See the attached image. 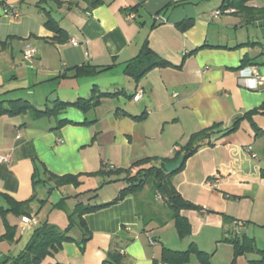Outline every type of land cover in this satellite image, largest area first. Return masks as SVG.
<instances>
[{
  "label": "crops",
  "instance_id": "obj_1",
  "mask_svg": "<svg viewBox=\"0 0 264 264\" xmlns=\"http://www.w3.org/2000/svg\"><path fill=\"white\" fill-rule=\"evenodd\" d=\"M99 1L0 0L4 105L22 99L44 108L55 99L88 98L94 89L118 92L87 112L67 106L56 116L34 117L30 110L0 115V153L10 157L0 162V236L6 223L13 227L12 237L0 238V262L9 264L44 223L65 230L77 204L112 201L125 182L78 194L101 183V176L90 174L102 166L126 169L146 158L172 162L192 134L218 124L212 144L201 139L170 177L194 205L179 210L189 224L186 235L179 236L172 208L146 184L83 214L85 229L74 224L72 239L37 264H169L161 260L163 248L189 249L184 264H202L197 250L209 264H253L262 253L234 256L231 240L251 238L264 252V83L256 84L249 70L264 75V18L250 20L231 8L214 16L223 0ZM249 4L264 7V0ZM48 15L64 32L57 41L45 24ZM241 26L246 39L236 34ZM145 40L170 65L134 76L125 66ZM28 47L36 50L31 57L24 55ZM245 56L252 63L243 65ZM84 65L104 69L74 73ZM252 109L258 112L246 117ZM66 174L80 175L81 183H57ZM9 200L24 202L27 213L2 212Z\"/></svg>",
  "mask_w": 264,
  "mask_h": 264
},
{
  "label": "trees",
  "instance_id": "obj_2",
  "mask_svg": "<svg viewBox=\"0 0 264 264\" xmlns=\"http://www.w3.org/2000/svg\"><path fill=\"white\" fill-rule=\"evenodd\" d=\"M251 0H223L219 9L221 11L225 9H234L237 12H243L249 15L250 20H255L259 18H264V7H253L249 4ZM99 0H94V4L99 3ZM179 2H175L178 4ZM48 28H50L54 33V40H59L60 37H64L63 30L59 27L57 22L48 15L45 23ZM187 21L180 22L179 26H186ZM252 63L245 56L242 59V64ZM169 62L162 59L156 53H154L151 48L148 46L147 41L145 40L139 54H137L134 58H132L129 62L126 63V72L132 74L134 76H139L148 69L154 66L165 67L169 66ZM104 68L90 67V66H81L79 68H75L74 73L77 75L80 74H93L97 71H100ZM75 74V75H76ZM59 76L65 77L67 74H60ZM74 76V75H73ZM96 94H92L88 98L78 97L73 101H63L60 99H55L52 102L51 106H46L44 108H37L32 103L22 100H7V105H4L5 100H0V115L4 113H20L25 110H30L34 117L41 116H56L62 109L67 106H74L83 112H87L88 110L98 106L100 101L104 97H113L116 96L118 92H104L98 89H94ZM258 112V109H252L245 113L246 117H250L252 114ZM140 115L138 117H142ZM239 119H237L232 127H230L227 131L222 132L221 136L235 129L236 124ZM59 124L64 123V120H60ZM218 124H214L210 128L203 129L197 133H194L190 136L187 144L184 146L185 152L184 159L191 155L197 147L201 143V139L206 138L207 143L212 144L210 139L212 133L220 132V130H215ZM180 155L177 153L174 157L175 159ZM174 159V160H175ZM183 159V160H184ZM165 160H161L160 162L152 161V158H146L142 160H138L130 165L126 169H117L112 168L110 166H102L98 171L91 173L90 175H98L102 177L101 183L94 188L86 189L84 191H79L78 194L88 193L90 191H96L102 185L114 181H123L125 182V186L121 188L117 194V196L109 202L90 205V204H77L74 211L68 214L70 222L68 227L65 230H59L57 227L50 225L48 223H44L37 228H35L29 242L23 251H21L16 257H14L9 264H37L47 255H51L56 250L59 249L60 245L72 239L69 235V229L77 224L82 229H85V222L82 218V215L95 211L101 207L110 205L114 202L121 200L127 194H135L138 190H140L144 185L149 184L151 189L158 191L163 199L170 205L172 208L171 218L175 220L176 228L180 237H183L189 232V224L188 221L183 217L179 210L182 208H190L194 207L193 204L185 201L180 194L176 191L171 183L170 177L173 173L179 171L182 167L183 161L181 164L173 171L166 172L163 168V163ZM80 175L66 174L63 176H57V183H72L75 186H78L81 183ZM24 202H16L13 200L8 201V207L3 211H12L13 213L20 215L22 213H27L23 209ZM77 218V219H76ZM13 235V227L6 223V232L0 236V238L6 237L10 238ZM233 244L234 256H238L244 253L252 252V251H260L262 256L259 259L252 260L253 264H264V252L255 247L253 240L251 238H243L242 240H231ZM187 251H176L168 248H163L161 260L162 262H167L169 264H184L185 258L187 257ZM197 255L201 260L202 264H209L207 259V254L202 251L197 250ZM6 260L0 262V264H5Z\"/></svg>",
  "mask_w": 264,
  "mask_h": 264
},
{
  "label": "built area",
  "instance_id": "obj_3",
  "mask_svg": "<svg viewBox=\"0 0 264 264\" xmlns=\"http://www.w3.org/2000/svg\"><path fill=\"white\" fill-rule=\"evenodd\" d=\"M230 11H231L230 9H225L223 11H221L220 9H217V10H214L212 12V14L214 16H217L218 14H220L222 12H230ZM11 13L13 15H15V16H17L19 14L18 10L15 9V8H11ZM134 16H135L134 12H129L127 14V17L130 18V19H132ZM73 42L77 43L75 40ZM35 53H36V50H35L34 47H28L24 51V55L27 56V57H31ZM249 70H250V74L254 77L256 84H263L264 83V75L259 74V72L257 71V69L255 67H250ZM140 95H141V90L136 92V94L133 96V99L134 100H138ZM174 148L178 149L177 146H174ZM0 162H10L9 155L8 154H4V153H0ZM110 167H112V166H110ZM30 220H32V219H30L29 217H26V216L22 217V221H24V222H29ZM237 223H238L239 226H242V222H237ZM149 242L150 243H154V241L151 238H149Z\"/></svg>",
  "mask_w": 264,
  "mask_h": 264
},
{
  "label": "water",
  "instance_id": "obj_4",
  "mask_svg": "<svg viewBox=\"0 0 264 264\" xmlns=\"http://www.w3.org/2000/svg\"><path fill=\"white\" fill-rule=\"evenodd\" d=\"M184 155H180L177 159H175L172 162H164L163 163V168L166 172H171L175 170L183 161Z\"/></svg>",
  "mask_w": 264,
  "mask_h": 264
},
{
  "label": "rangeland",
  "instance_id": "obj_5",
  "mask_svg": "<svg viewBox=\"0 0 264 264\" xmlns=\"http://www.w3.org/2000/svg\"><path fill=\"white\" fill-rule=\"evenodd\" d=\"M218 5H219V2L217 3L216 6H218ZM232 20H233V19H232ZM247 31H248V30H247L245 27H242V26H241V27H238V28H237V32H236V34H237L239 37H241L242 39H246V36H247V34H248ZM233 32H234L233 30H230V31H229L230 34H232ZM261 40L264 41V39H262V38H261ZM92 76H94V75H92ZM38 95H40V94H38Z\"/></svg>",
  "mask_w": 264,
  "mask_h": 264
}]
</instances>
